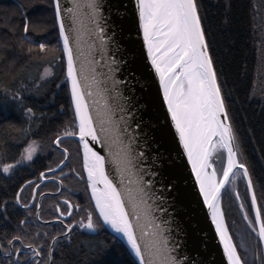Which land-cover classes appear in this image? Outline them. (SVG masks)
<instances>
[{"label": "snow or ice", "instance_id": "obj_1", "mask_svg": "<svg viewBox=\"0 0 264 264\" xmlns=\"http://www.w3.org/2000/svg\"><path fill=\"white\" fill-rule=\"evenodd\" d=\"M70 5L62 4V0H50L59 39L63 41L65 81L74 109L71 126H66L62 134H57L52 144L59 149L63 137L79 138L78 143L83 151L82 167L87 173L86 183L91 189L95 210L103 225H107L125 241L135 258L132 264H194L181 251V242L172 236L170 221L156 215L167 210L155 205V200L161 198L152 191V181L144 179V169L140 165L145 154L133 147L137 140L135 130L139 124L132 128V111L125 104L119 103L121 99L127 100L119 88L123 81L110 75L104 81L99 80L94 57L88 62L81 60L78 65L83 55L81 35L86 21L91 35L102 46L107 44L105 36L108 17L105 15L104 0H70ZM200 8L199 0H135V15L138 17L139 30L142 31L147 59L159 77L162 104L166 106L171 125L192 166L200 194L223 246V255L227 264H246L239 251L242 245L238 246L234 242L225 223L221 190L231 182L230 177L234 179L242 175L246 178L251 193V208L255 214L249 218L245 211L243 218L256 234L258 244H264V204L258 203L249 169L238 158V137L210 51L211 44ZM23 30L25 33L29 31L27 21ZM73 40L76 42L75 50ZM39 48L43 51L46 45L41 43ZM109 60L113 65L118 63L113 57H109ZM115 71L118 68L109 67V73ZM52 75V70L45 68L41 80ZM108 80H111V87H102ZM26 112L31 113L32 109L28 108ZM118 113L123 115L118 116ZM95 144L108 149L118 174V182L110 178L105 167L106 158L96 150ZM37 148V142L30 140L16 163L32 161ZM218 151L226 154V165L219 178L211 163V158ZM62 154L63 159L57 164L61 176L64 175L62 166L68 159L66 147L62 148ZM13 167V164L4 163L2 171L9 173ZM47 171L55 172L56 169L50 167ZM47 178L45 172H40V180ZM59 183L63 186L64 182L60 180ZM37 188L39 184L33 187V195ZM22 191L23 187L16 194L17 204H21ZM236 198H240L238 192ZM63 203L66 205L64 211H61L59 205L55 209L59 213L55 219L61 224H64L61 217L71 216L74 207L79 210V205H73L67 199ZM21 206L26 209L29 207L27 203ZM36 207L39 208V205ZM240 208H244L243 203ZM25 223L24 220L20 221L21 225ZM76 223L80 228L93 232L101 226L93 220L91 212L87 214L86 222L80 220ZM72 227V224L65 225L60 235L67 238ZM44 235L47 237V233ZM38 236L39 233L31 238L14 235L7 240V248L0 247V252L9 258L8 264H47L52 259L54 246L60 241L57 236H51V244L45 249V245L36 239ZM14 241L19 242V246ZM244 250L247 251L246 248ZM42 252L47 261L40 259Z\"/></svg>", "mask_w": 264, "mask_h": 264}, {"label": "trees", "instance_id": "obj_2", "mask_svg": "<svg viewBox=\"0 0 264 264\" xmlns=\"http://www.w3.org/2000/svg\"><path fill=\"white\" fill-rule=\"evenodd\" d=\"M199 2L210 51L238 137L239 160L249 169L258 203L264 204V0ZM26 21L28 33L23 30ZM41 43L46 45L43 51L39 48ZM45 68H50L53 75L41 80ZM28 108L31 113L26 112ZM73 117L65 60L50 0H0V199H8L15 189V181L2 171V165H16L30 140H35L43 150L52 148V140L71 126ZM221 158L224 164L223 153ZM239 178L246 183L242 175ZM245 186L244 204L252 218L251 198ZM223 199L229 205L225 216L232 229L237 218L227 212L232 210L231 206L240 211L228 193ZM250 232L258 259L254 264L260 260L259 264H264L262 244ZM233 234L236 238V232ZM9 235L12 234L6 228L2 233L4 248L11 239ZM132 261L123 243L105 229L98 234L74 232L68 240H60L53 249L51 264Z\"/></svg>", "mask_w": 264, "mask_h": 264}, {"label": "water", "instance_id": "obj_3", "mask_svg": "<svg viewBox=\"0 0 264 264\" xmlns=\"http://www.w3.org/2000/svg\"><path fill=\"white\" fill-rule=\"evenodd\" d=\"M104 3L105 15L108 17L105 36L107 44L102 46L100 41L91 35L86 21L84 32L81 35L83 55L79 58L78 65L81 60L88 62L94 57L96 60L95 72L99 80L104 81L106 76L110 75L118 81H123L119 88L127 100L121 99L119 103L125 104L132 111V128L139 124V128L135 130L137 140L133 147L145 154L140 165L144 169V179L152 181V191L161 198L155 200V205L167 210L164 213L158 212L156 215L162 220L170 221L172 236L181 242V251L194 264H227V259L223 255V246L216 233L208 207L204 204L203 196L200 194L199 184L196 183L192 166L188 162L183 146L179 143L174 127L171 125L166 106L162 104L159 77L147 59L142 31L138 27L135 0H104ZM62 4L71 6L70 0H62ZM59 41L63 48V41L60 39ZM72 46L75 50V40H73ZM109 57L115 58L118 63L111 64ZM64 60L66 73L65 55ZM110 66L118 68V71L109 73ZM102 87L110 88L111 80L102 84ZM119 115H123V113H118ZM63 138H71L77 142L79 140L78 137ZM80 148L83 160L81 145ZM95 148L105 156V167L110 178L114 182H118V174L112 163V158L108 155V149L102 147L101 144H95ZM224 155L225 166L226 154L224 153ZM212 158L211 163L215 168ZM84 173L87 179V173L85 171ZM151 173L155 175H150ZM230 180H232L231 177ZM229 184L221 190V208L222 197ZM89 192L91 195L90 188ZM92 202L94 205L95 202L93 200ZM101 223L103 224L102 221ZM103 226L123 243L131 255L125 241L113 233L107 225ZM262 248L264 251V244H262ZM131 257L135 259L134 256L131 255Z\"/></svg>", "mask_w": 264, "mask_h": 264}, {"label": "flooded vegetation", "instance_id": "obj_4", "mask_svg": "<svg viewBox=\"0 0 264 264\" xmlns=\"http://www.w3.org/2000/svg\"><path fill=\"white\" fill-rule=\"evenodd\" d=\"M64 147L68 149V159L62 166L64 175L61 176L57 164L63 159L62 148ZM82 163L79 143L71 138H62L61 148L58 149L54 144H52V148L45 147V150L38 147L32 161H21L15 165L8 173L11 180L15 181L14 193L8 199H0V247H3L2 233L6 228L12 234L9 235V238L20 233L26 238H31L34 234L39 233L36 239L45 245V249L51 244L49 239L53 235L57 236L59 241H62L68 240L74 232L98 234L105 230L93 205ZM50 167L56 169V171L48 172L47 169ZM42 171L45 172L47 179H39V174ZM77 173H79V176ZM53 177H56V179H53ZM60 180H63V186L60 185ZM28 181L32 183H27ZM35 184H39V188L36 189L33 195L32 189ZM21 187H23V191L20 192L21 204H17L15 197ZM65 199L73 205H79V210L74 207L71 216L61 217L64 220V224H61L59 220L55 219L59 216L55 209L59 205L61 211H64L66 205L63 201ZM24 203L29 205L27 209L21 206ZM36 205H39V208ZM89 212L93 214V220L101 225L95 232L86 228L82 229L76 223L80 220L86 222V216ZM21 220L26 223L21 225ZM68 224H72L73 227L67 238H65L60 233L65 230V225ZM45 233H47V237H45ZM14 244L19 246L17 241H14ZM40 259L47 261V257L43 252ZM8 261L9 258L3 252H0V264H8ZM50 262L47 261V264H50Z\"/></svg>", "mask_w": 264, "mask_h": 264}, {"label": "rangeland", "instance_id": "obj_5", "mask_svg": "<svg viewBox=\"0 0 264 264\" xmlns=\"http://www.w3.org/2000/svg\"><path fill=\"white\" fill-rule=\"evenodd\" d=\"M263 86H264V84H263ZM222 153L223 152L218 151L217 153L214 154V156L212 158V162L215 166V170H216L218 177L222 174V169L224 167V164L221 163ZM223 156H224V153H223ZM23 162H25V161H23ZM224 162H225V160H224ZM14 167H15V165H14ZM245 185H247V181H246V183H245V181L241 182L239 176H236L234 179L232 178L229 187L224 192V195L226 193H228L231 196V201L236 202V206H237L238 210L240 211V213L237 212V210L234 209L235 207L231 206L233 211L230 210L229 212H227L230 214V216H231V214H234V216L237 218L235 220V222H232V225H231L233 231H232L231 227L228 226V224H227V219L225 216V208H227L229 205L227 204V201H225L224 199L222 200V209H223L226 225H227L228 229L230 228L229 232L233 236L234 242L237 243L238 246L242 245V247H239V251H240L243 259L244 260L246 259V261H248L249 264H254V262L258 259H257V256L255 255V250L253 247V238L251 236V232H250L251 230L248 226V223L243 218V213L245 211L248 212L249 218H251L250 212H249V210H247L246 205L244 204V197H245L244 193H246V189H245L246 186ZM247 190H248V188H247ZM237 192L240 195L239 201L236 198ZM224 195H223V197H224ZM249 195H250V192H249ZM241 203L244 204L243 209L240 208ZM238 213H239V215H238ZM253 214H255L254 210H253ZM229 221L230 222L232 221V217H230ZM229 225H230V223H229ZM233 232H236V235H237L236 238L234 237ZM245 248L247 249V251L244 250ZM259 263H261V260L259 261Z\"/></svg>", "mask_w": 264, "mask_h": 264}]
</instances>
